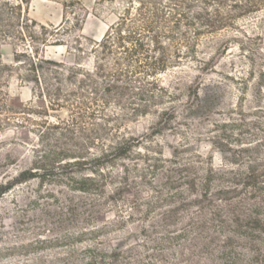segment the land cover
Masks as SVG:
<instances>
[{"label":"trees","instance_id":"16d2710c","mask_svg":"<svg viewBox=\"0 0 264 264\" xmlns=\"http://www.w3.org/2000/svg\"><path fill=\"white\" fill-rule=\"evenodd\" d=\"M30 1L0 0V134L12 126L33 136L24 142L31 165L0 183V198L35 179L73 195L58 190L68 200L67 210L55 213L56 222L46 229L51 235L0 246V253L54 249L12 264H264L263 164L244 173L238 153L234 166L215 167L212 158L199 152L187 157L177 146L171 158L146 156V170L154 176L148 181L136 161L120 163L132 161L142 148L152 150L128 131L130 123L153 114L162 130L180 110L196 107L185 98L191 92L200 96L199 78L212 67L213 51L228 47L217 33L263 10L264 0H95L116 15L98 41L82 33L83 0H62L59 25L30 17L25 7ZM6 45L12 47L11 62L4 59ZM60 46L73 61L47 55L48 47ZM183 66L197 72L196 84L181 87L183 78L176 75L167 85L160 82V74ZM13 74L31 85L45 103L42 108L8 105L6 87ZM62 109L66 118L49 119V110ZM130 173L153 193L118 198L115 190L127 189ZM118 183L122 186L114 190ZM245 185L251 189L249 207ZM54 199L58 205L60 198ZM130 223H138L131 228L138 227L140 236L127 230L124 236L131 234V241L112 245V234Z\"/></svg>","mask_w":264,"mask_h":264},{"label":"rangeland","instance_id":"374dc122","mask_svg":"<svg viewBox=\"0 0 264 264\" xmlns=\"http://www.w3.org/2000/svg\"><path fill=\"white\" fill-rule=\"evenodd\" d=\"M83 4L85 21L82 33L98 41L115 20L116 15L108 4H100L95 0H83ZM25 7L30 17L41 23L59 25L63 21L62 0H31ZM68 10L67 15L71 20L73 13L70 9ZM217 35L219 41L225 42L228 47L213 51L212 67L199 78L200 96L191 92L190 96L185 98L196 107L190 111L180 110V115L172 121L171 126L162 130L155 125L157 117L153 114L141 117L128 125V131L143 137L144 146L152 150L142 148L141 154L135 153L132 161L123 160L120 163L130 166L133 161H136L144 174L148 172L145 175L148 181L154 180V176L153 174L151 176L150 170H146L148 164L146 156L171 158L177 146L187 150L185 155L187 157L199 152L204 157L212 158L215 167L226 164L229 167L234 166L235 164L230 165V163L238 153L244 158L240 161V169L244 173L249 172L253 164L264 165V9L238 19L234 28H225ZM3 52L5 61L11 62L12 47L6 45ZM47 55L65 62L74 60L65 46L48 47ZM205 57L208 58V55ZM196 74V71L183 66L170 69L160 74L158 78L161 83L167 85L173 75L182 77L180 86L184 87L186 84L197 83L196 80L192 81ZM6 94V101L13 108L30 106L40 109L45 105L42 99L32 93L31 85L22 82L14 74L8 79ZM186 94L188 93L183 91L184 97ZM67 112L66 109L49 110L51 116L49 119L55 121L57 116L66 118ZM30 117L39 119L35 115ZM28 136L33 137L27 129L12 126L0 134V144H2L0 183L8 181L31 165V152L27 143H24ZM14 141L23 144H13ZM9 154L12 156L10 157ZM251 158L257 161L251 162ZM150 163H154L153 159ZM120 167L122 166L119 165L117 171L122 174ZM156 179L160 178L156 176ZM136 182H141L140 178L130 173L126 190L116 191V188L122 186L119 183L113 187L116 196L137 200L153 193L149 184H136ZM59 189H64L68 195H73L60 185L41 183L35 179L17 186L1 197L0 230L3 231V235L0 238V246L6 247L16 242L27 244L36 236L51 235L46 229L52 227L54 221L56 222L55 213L62 209L67 210L68 200L58 192ZM243 190L247 201L246 207H249L252 200H249L251 189L245 185ZM56 196L60 198L58 205L54 199ZM128 208L129 206L126 209ZM109 216L113 217V213ZM156 220L161 219L156 218ZM136 224L130 223L127 229L117 230L115 234H112L115 237L111 240V244L124 247L129 243L132 235L124 236L127 230L135 236H140L138 227L131 228ZM37 232L43 234L40 235ZM246 242L249 244L248 237L244 238V245L247 247ZM40 251L46 254L54 249H35V251L5 249L0 253V264H12L18 259L25 258L26 254L34 257L39 255Z\"/></svg>","mask_w":264,"mask_h":264}]
</instances>
